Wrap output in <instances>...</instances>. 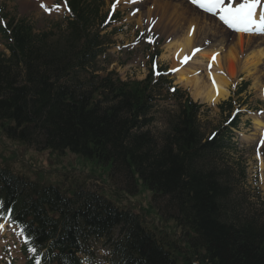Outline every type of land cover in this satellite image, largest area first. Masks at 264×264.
Masks as SVG:
<instances>
[{
    "label": "trees",
    "instance_id": "trees-1",
    "mask_svg": "<svg viewBox=\"0 0 264 264\" xmlns=\"http://www.w3.org/2000/svg\"><path fill=\"white\" fill-rule=\"evenodd\" d=\"M67 2L70 17L63 31L37 35L24 22L12 21L0 27L10 39L9 54L0 55V126L8 138L38 150L110 161L111 180L136 188L139 179L154 202L164 200L162 212L185 230L186 241L180 248L157 239L138 214L96 192L68 198L55 187L38 188L0 170V198L15 206L13 217L31 246L45 249L43 263L81 264L76 253H90L88 241L104 239L112 264H179L178 259L194 264L195 256L199 264H264V218L228 217L227 187L210 165L223 138L202 141L199 105L174 90L170 96L183 100L165 131L153 133L156 91L169 82L151 70L141 81L95 74L107 44L100 35L104 15L95 1ZM116 228L119 237L113 239Z\"/></svg>",
    "mask_w": 264,
    "mask_h": 264
},
{
    "label": "rangeland",
    "instance_id": "rangeland-1",
    "mask_svg": "<svg viewBox=\"0 0 264 264\" xmlns=\"http://www.w3.org/2000/svg\"><path fill=\"white\" fill-rule=\"evenodd\" d=\"M86 1L98 2L101 14H107L108 18L117 13V18L110 19L109 27L105 30L109 37V45L97 60L96 69L100 76L113 72L114 78L141 80L149 71L151 59L156 56L154 59L165 69L168 74L167 81H170L171 86L178 87L191 97L189 89L193 87L188 85V88H185L177 80L180 64L171 68V54L165 52L168 44L174 42V39L182 45V40L187 39L190 32L186 30L187 23L183 25L178 21L176 25L167 19L172 13L171 10L178 12V7H172V1L171 3H166L167 0ZM182 1L194 10L197 9L191 4L192 0L191 2ZM231 1L236 5L235 1ZM238 1L241 3L240 0ZM41 4L46 5L49 11L41 7ZM57 4L59 8L53 7ZM0 7L6 15V21L24 20L27 25H31L37 35L55 30L58 25L63 28L67 17V8L63 1L58 3L55 0H0ZM197 11L201 14L205 13ZM191 18H196L202 26H208L204 21H199L196 15ZM124 26H127L126 30L123 29ZM226 30L230 33L229 29L226 28ZM193 34L192 32L190 35L192 43L194 42ZM217 36H209L210 41H215L211 42L214 45L221 43V36ZM4 42L0 34V54H8ZM250 49L248 48L247 52ZM260 65L252 71L251 77L237 71L234 82L227 87L226 99L230 95L232 107L237 108L241 114L239 124L231 134L224 130L229 114L222 113L218 107L219 104L207 105L199 98L194 100L191 97L202 105L197 117L202 141L207 140L210 132L214 130H219L218 135L223 138V148L212 154L210 165L219 171L220 181L227 187L225 211L231 219L262 220L264 218V166L262 167L258 160L259 151L264 144L261 143L264 140V133H259L257 130L260 131V129L255 125V119L264 123V65ZM197 66L200 72L203 69L202 63H197ZM173 69H177L176 74L170 72ZM253 75L258 78L254 80ZM244 83L246 85L239 92ZM168 93L169 87L164 85L159 87L158 92L156 91V102L151 110L154 122L149 125V129L155 134L165 131L172 119L171 116L177 112L179 101L183 100L172 98ZM0 165L39 184L58 186L67 196H72L77 186L85 184L89 190L100 191L118 209L131 210L140 214L145 228L155 230L157 236L166 232L168 234L166 239H173L179 247H182L186 241L185 230L175 227L162 214L164 200L157 198L155 202L152 201L151 192L139 179L136 182L137 192L136 188L128 186L129 181L128 183L118 182L111 186L112 163L110 161L105 162L97 156L90 157L69 150L59 153L52 150H37L34 147L28 148L20 141L8 138L0 126ZM118 236L117 228L114 238ZM90 245L94 253L92 264H101L108 260V249L101 241H91ZM177 253L183 256L182 253L178 251ZM178 261L181 264L182 260L178 259ZM194 262L200 263L197 256L194 257Z\"/></svg>",
    "mask_w": 264,
    "mask_h": 264
},
{
    "label": "bare ground",
    "instance_id": "bare-ground-1",
    "mask_svg": "<svg viewBox=\"0 0 264 264\" xmlns=\"http://www.w3.org/2000/svg\"><path fill=\"white\" fill-rule=\"evenodd\" d=\"M170 1H172V7H178V12H176V10H171L172 13L169 14L167 19L173 21L176 25L178 21L183 23V25L187 23L186 30L190 31L188 36L185 34L187 39L182 40V45L177 42V39H174V42L168 44L169 46L165 52L171 54L172 62L170 67L173 68L180 64V68L177 72V80L183 84L182 86L185 88H188V85L193 87V89H189V91L194 100L199 98L204 104L216 105L220 101L226 99L228 95L227 87L234 82L233 80L238 74L237 71L239 73H244L247 77H251L252 71H255L260 64L263 65L264 31L258 32L256 26L253 25L250 32L236 31L233 29L231 31L229 30V33L226 30V28L229 29L228 25L219 19V10H217L218 13L216 14L207 12L211 15L208 16L184 4L182 0H167L166 3H171ZM190 11L193 13H189ZM261 11H264V3H261L257 9V19H259V13ZM193 15L198 16L199 21H204L208 26L200 25L196 18H191ZM261 28L264 29V25H261ZM192 32L194 33L193 43L190 42L192 41L190 39V33ZM185 35L184 37H186ZM199 35L202 37L200 36V38H198ZM217 35L221 36V43L218 45V42V46L211 43L214 40L210 41L209 37H216ZM197 42L199 44H197ZM248 48L251 49L247 52ZM194 49H199V51L193 54ZM178 53L179 56H177ZM214 53L217 55L213 61L212 57ZM185 56L190 57V59L186 63H181ZM166 58H168V56H166ZM197 63H202L203 69L200 72ZM252 78L255 80L258 76L256 78L253 75ZM213 80H215V86ZM217 88L219 89V95H217ZM255 125L260 129L259 131L256 128L259 133L264 132V123L255 119ZM259 161L262 165L263 162L260 158Z\"/></svg>",
    "mask_w": 264,
    "mask_h": 264
},
{
    "label": "snow or ice",
    "instance_id": "snow-or-ice-1",
    "mask_svg": "<svg viewBox=\"0 0 264 264\" xmlns=\"http://www.w3.org/2000/svg\"><path fill=\"white\" fill-rule=\"evenodd\" d=\"M194 4H197L199 8L203 9L212 14H216L219 10V19L223 21L229 28H232L236 31L250 32L252 26H256V30L264 31L261 28V25H264V11L259 13V19H257V9L261 5L262 0H243L241 3H237L235 6L228 4L223 6L225 0H192ZM41 7L45 8L46 11H49L48 7L44 4H41ZM53 7L59 8V5H54ZM191 34V33H190ZM199 51V49H194L193 54ZM217 54H213L212 60L214 61ZM179 56V53L177 54ZM190 57L185 56L181 63H186ZM177 69H173L176 71ZM215 86V80H213ZM217 95H219V89L217 88ZM239 111V110H237ZM264 143V140L261 141Z\"/></svg>",
    "mask_w": 264,
    "mask_h": 264
}]
</instances>
